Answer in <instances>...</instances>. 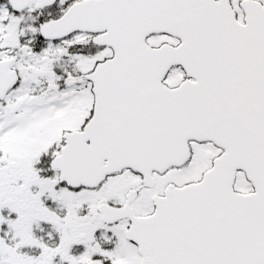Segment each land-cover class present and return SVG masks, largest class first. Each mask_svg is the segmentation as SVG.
<instances>
[{
  "label": "snow or ice",
  "instance_id": "6c2138e0",
  "mask_svg": "<svg viewBox=\"0 0 264 264\" xmlns=\"http://www.w3.org/2000/svg\"><path fill=\"white\" fill-rule=\"evenodd\" d=\"M0 264H264V0H0Z\"/></svg>",
  "mask_w": 264,
  "mask_h": 264
}]
</instances>
